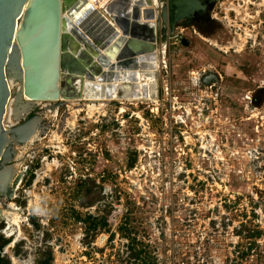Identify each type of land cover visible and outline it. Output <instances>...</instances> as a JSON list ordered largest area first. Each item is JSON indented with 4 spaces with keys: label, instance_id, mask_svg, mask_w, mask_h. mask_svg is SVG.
Returning a JSON list of instances; mask_svg holds the SVG:
<instances>
[{
    "label": "rangeland",
    "instance_id": "374dc122",
    "mask_svg": "<svg viewBox=\"0 0 264 264\" xmlns=\"http://www.w3.org/2000/svg\"><path fill=\"white\" fill-rule=\"evenodd\" d=\"M198 1L153 80L25 144L11 264H139L130 238L153 264H264V0Z\"/></svg>",
    "mask_w": 264,
    "mask_h": 264
},
{
    "label": "water",
    "instance_id": "95a60500",
    "mask_svg": "<svg viewBox=\"0 0 264 264\" xmlns=\"http://www.w3.org/2000/svg\"><path fill=\"white\" fill-rule=\"evenodd\" d=\"M96 1L0 0V205L8 211H20L5 202L18 181L12 154L45 135L59 108L62 125L72 103L121 97L136 72L152 66L146 60L162 54L176 22L204 6L107 0L95 7ZM45 113L51 117L41 127Z\"/></svg>",
    "mask_w": 264,
    "mask_h": 264
},
{
    "label": "bare ground",
    "instance_id": "6f19581e",
    "mask_svg": "<svg viewBox=\"0 0 264 264\" xmlns=\"http://www.w3.org/2000/svg\"><path fill=\"white\" fill-rule=\"evenodd\" d=\"M100 1L101 0H97L96 1V3L94 2H92V4L95 6V7H98L99 6V3H100ZM106 2V1H105ZM104 2V3H105ZM151 2L152 3H155L156 2V0H151ZM103 3V4H104ZM100 7V6H99ZM202 39H204L203 37H202ZM206 39V38H205ZM146 62L147 63H149V65L151 64L152 66H150V67H146L145 69H142L141 71L140 70H138L137 72H136V77L138 78V80H136L135 81V83H140V84H147V81H151V80H153V71H152V69H154V67H155V63L157 62V56L156 55H154V57L153 58H151V59H148V60H146ZM147 69V70H146ZM145 71H148V72H145ZM12 82V81H11ZM134 83V82H133ZM13 84V83H12ZM139 86V85H138ZM149 86V85H148ZM136 88H138V87H136ZM139 89V88H138ZM125 93V92H124ZM113 94V93H112ZM115 98H117L116 97V93H114V95H113ZM125 97V96H124ZM128 97V96H127ZM96 98H99V96H96ZM83 100H85V99H83ZM89 101H92V100H89ZM72 103V102H71ZM72 106V105H71ZM89 109L90 108H92V106H90V104H89ZM94 109V108H93ZM76 110V109H75ZM92 111V110H91ZM21 164V163H20ZM9 206H11L12 208H15L16 206H13V204H9ZM0 209H1V207H0ZM15 209H17V208H15ZM18 212L19 211H16V210H13V211H8V210H6L5 209V211L3 212L4 213V215H5V218L7 219V221H8V223L9 224H12V222H18V220H17V217H18Z\"/></svg>",
    "mask_w": 264,
    "mask_h": 264
},
{
    "label": "flooded vegetation",
    "instance_id": "af4514ba",
    "mask_svg": "<svg viewBox=\"0 0 264 264\" xmlns=\"http://www.w3.org/2000/svg\"><path fill=\"white\" fill-rule=\"evenodd\" d=\"M249 3H256L255 2V0H250L249 1ZM202 10H204L203 8L201 9V10H199V11H202ZM225 18H226V16H225ZM192 19V17H189L188 18V20H191ZM235 37V36H234ZM227 43H229V42H227ZM35 112V111H34ZM34 112H31V113H28V116H27V118H29V117H31L33 114H34ZM24 119H26V117L25 118H21L19 121L20 122H22ZM24 150L25 151H23V155H18V152L19 151H17V153H14V154H12V161H10V164H12L14 167L16 166V168H18L17 167V165L19 166H23L22 165V163H23V160L25 159V157L27 156V155H30V152H32V150L33 149H31V151H27L26 152V148L24 147ZM21 163V164H20ZM27 167L25 166L24 167V169H23V171H25V169H26ZM22 174V173H21ZM20 170H19V168H18V170L16 171V174L14 173V175H13V178L14 177H17L18 178V181H17V183H16V185L14 186V189H13V194H12V197H15V191L17 190V188H18V186H19V183H20V181H21V179H20ZM12 181V180H11ZM11 184V183H10ZM10 187H11V185H10ZM8 204V203H7ZM1 207V206H0ZM15 208H17V209H19L20 211H19V214L20 215H26V213H24V208L23 207H20V206H18V207H15ZM2 209H4L3 207H1V209H0V214L2 215V216H4L5 217V215H4V210H2ZM1 218V217H0ZM2 220H3V218H1ZM34 225H36L37 226V224L36 223H34ZM0 234H3L2 232H0ZM11 238V235L10 236H4V239H2L1 241H0V245H6L8 242L7 241H9V239ZM0 261H2V260H0Z\"/></svg>",
    "mask_w": 264,
    "mask_h": 264
},
{
    "label": "crops",
    "instance_id": "0c3cea01",
    "mask_svg": "<svg viewBox=\"0 0 264 264\" xmlns=\"http://www.w3.org/2000/svg\"><path fill=\"white\" fill-rule=\"evenodd\" d=\"M234 5L236 7V4H234ZM230 10H234V8L231 7ZM0 217L3 218V220L5 219L7 221V219L4 216H2L1 214H0ZM77 217H79V219H81V220H85L84 218H81L79 215H77ZM87 218H91V214L90 213L87 215ZM12 225L13 224L8 225V222H7L6 229L9 228V226H12ZM10 235H11V238L9 239V241H7L8 244H6V246H8V247H12V243L14 244L16 242L17 238H18V234H17V232L15 230H14V232L11 231L8 234H6V236H10ZM12 237H13V239H12ZM11 239H12V241H11ZM4 247H5V245H0V260H2L0 263H2V264H11L10 261L7 260V258H9V257H7L5 255L6 251L4 250ZM48 251H49V249L45 250V252L43 253V256L45 255L46 257L42 256L40 258H36L35 261H34V264H49V260L50 259H49Z\"/></svg>",
    "mask_w": 264,
    "mask_h": 264
},
{
    "label": "trees",
    "instance_id": "16d2710c",
    "mask_svg": "<svg viewBox=\"0 0 264 264\" xmlns=\"http://www.w3.org/2000/svg\"><path fill=\"white\" fill-rule=\"evenodd\" d=\"M100 226H105V222L98 223ZM94 226V225H92ZM249 237V236H248ZM130 238V237H129ZM135 242L134 238H130V255L133 256L134 261L138 262L139 264H153L152 262H148L145 257L142 256V253L144 252L141 249H137L135 246H132V244ZM1 262V261H0ZM2 264V263H0Z\"/></svg>",
    "mask_w": 264,
    "mask_h": 264
},
{
    "label": "built area",
    "instance_id": "2783aa9c",
    "mask_svg": "<svg viewBox=\"0 0 264 264\" xmlns=\"http://www.w3.org/2000/svg\"><path fill=\"white\" fill-rule=\"evenodd\" d=\"M158 1H161V0H158ZM165 47H166V44L164 45V49H165ZM165 51V50H164ZM164 54V53H163Z\"/></svg>",
    "mask_w": 264,
    "mask_h": 264
}]
</instances>
